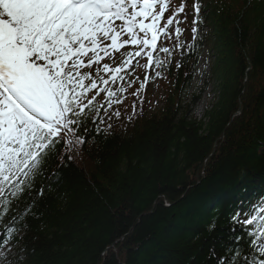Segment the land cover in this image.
I'll use <instances>...</instances> for the list:
<instances>
[{
  "label": "trees",
  "instance_id": "trees-1",
  "mask_svg": "<svg viewBox=\"0 0 264 264\" xmlns=\"http://www.w3.org/2000/svg\"><path fill=\"white\" fill-rule=\"evenodd\" d=\"M227 1L228 6L218 0L210 8L215 54L233 60L235 49H249L251 57L239 54L234 72L227 61L214 65L218 100L203 118L192 114L202 88L187 100L192 75L179 69L163 107L113 125L107 137L93 132L86 138L80 155L53 178L55 190L38 198L36 215L26 217L28 227L9 259L23 255L17 264H216L209 249L225 254L232 244L228 217L235 204L231 197L224 209L209 205L227 198L222 190L237 193L236 187L251 183L264 166V0ZM258 81L252 99L245 101L247 85ZM238 110L242 113L233 120ZM42 182L38 178L36 188ZM213 220L216 229L210 232Z\"/></svg>",
  "mask_w": 264,
  "mask_h": 264
},
{
  "label": "snow or ice",
  "instance_id": "snow-or-ice-1",
  "mask_svg": "<svg viewBox=\"0 0 264 264\" xmlns=\"http://www.w3.org/2000/svg\"><path fill=\"white\" fill-rule=\"evenodd\" d=\"M186 7V0L176 7L172 0H0V264L25 259L9 257L16 256L26 217L36 215L38 198L55 190L53 178L80 155L87 137L111 133L113 117L122 115L114 106L123 104L129 87L139 83L126 116L131 121L137 102L143 112L148 84L171 67L174 51L181 59L197 57L184 74L194 75L204 4H192L190 41L181 39ZM135 67L145 69L142 79ZM206 69L207 62L201 77ZM228 222L232 244L225 254L209 249L216 264H264V192L239 201ZM215 229L213 220L208 231Z\"/></svg>",
  "mask_w": 264,
  "mask_h": 264
},
{
  "label": "rangeland",
  "instance_id": "rangeland-1",
  "mask_svg": "<svg viewBox=\"0 0 264 264\" xmlns=\"http://www.w3.org/2000/svg\"><path fill=\"white\" fill-rule=\"evenodd\" d=\"M257 35H258V30H257V32L253 31L252 37L254 36L253 38L256 39ZM205 58H207V57L204 55L203 56V60H202V64H201V68H200V72L202 70L203 65L206 63V59ZM211 61H212V71H213V63H214V61H215L216 67L217 66L220 67L224 63V59L219 57V56H216V54H214V59L211 58ZM210 67H211V64L206 69L208 73L211 72L210 71ZM233 72H234V70H233ZM162 85H163L162 82L159 81V82L151 84V85H149L147 87L146 91L144 93H142V95L145 98L144 104H146V105H154L157 101L161 102L160 94H162V92L158 93V91H162ZM213 93L214 92H213V89L211 87H207L206 88L204 95L202 96V98L199 100V102L195 106V111L193 110V116L194 117L200 118L202 116L203 111L208 106V104L212 101L213 97L216 95V93H214V94ZM216 99H217V96H215L214 100H216ZM134 100H136V98L131 96L129 101H130V103H133ZM211 106H213V104L210 105L209 107H211ZM124 107H126V109L129 110L128 103H126L124 105ZM259 180H261V179H259ZM231 197H232V195L231 196H227V198L225 199V200H227V203H228V201L231 200ZM219 205H221V204L214 202V205H213L212 208L213 209L217 208V207H219ZM108 251H110L109 248H108Z\"/></svg>",
  "mask_w": 264,
  "mask_h": 264
},
{
  "label": "bare ground",
  "instance_id": "bare-ground-1",
  "mask_svg": "<svg viewBox=\"0 0 264 264\" xmlns=\"http://www.w3.org/2000/svg\"><path fill=\"white\" fill-rule=\"evenodd\" d=\"M222 4H225V5H227L228 6V1L227 0H222ZM232 8H234V9H238L237 7H235L233 4H232ZM250 43H256V41H251ZM240 50H238V49H235L234 51H233V53H232V56H234V59L233 60H228V59H225V61H227V63H229L230 65H229V68L231 69V70H233L234 69V67L236 66V62H237V58H239V54H242L243 56H245V58L246 59H249L250 57H251V54H250V50L249 49H243L242 51H240ZM224 61V62H225ZM258 83V84H257ZM260 83H259V81L258 82H255V83H251V84H249V85H247V87H249V86H251V89L250 90H248L247 91V93L246 94H244V93H242V94H244V95H246L249 99H244L245 101L246 100H251L252 99V97H253V95L255 94V92H256V90H257V87H258V85H259ZM263 89H264V87H262ZM255 91V92H254ZM244 100H241L240 102H242L241 104L242 105H244ZM244 110L246 109L245 108V106H241ZM243 116V115H242ZM241 116V117H242ZM240 118V117H239ZM262 169H263V171L260 173L261 175H259V177H255V179L251 182V183H249V184H246L245 186H241V185H239L238 187H236V190L238 191V192H240V193H242V189L243 188H245V187H249L250 189H251V191L252 190H254V188L256 187V185H257V183H259V184H263V182H264V166H262ZM205 173V172H204ZM201 174H203V172H201ZM258 179V180H257ZM259 179H261V181L259 180ZM257 180V181H256ZM234 188V187H233ZM223 194H224V196H229V194L232 192L231 190H229V189H227V190H222L221 191ZM237 192V193H238ZM234 195V192H232V196ZM226 199V197L225 198H218V199H215V200H213L211 203H210V208L212 209V207H213V205H214V202H216V203H219V204H223V209L225 208V205H224V203H226L227 202V200H225ZM209 208V209H210Z\"/></svg>",
  "mask_w": 264,
  "mask_h": 264
}]
</instances>
